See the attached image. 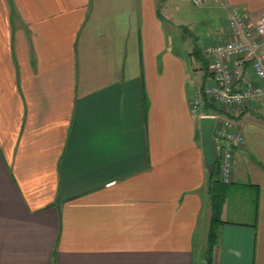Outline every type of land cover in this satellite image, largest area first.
Listing matches in <instances>:
<instances>
[{"label": "crops", "instance_id": "0c3cea01", "mask_svg": "<svg viewBox=\"0 0 264 264\" xmlns=\"http://www.w3.org/2000/svg\"><path fill=\"white\" fill-rule=\"evenodd\" d=\"M168 1L0 0V264H264V104L217 109L246 145L211 184L217 110L192 103L212 69L206 46L177 50ZM219 3L206 45L231 38L230 12L264 15Z\"/></svg>", "mask_w": 264, "mask_h": 264}, {"label": "built area", "instance_id": "2783aa9c", "mask_svg": "<svg viewBox=\"0 0 264 264\" xmlns=\"http://www.w3.org/2000/svg\"><path fill=\"white\" fill-rule=\"evenodd\" d=\"M211 1L192 0L197 7H204ZM225 24L231 38L227 41L206 45L204 53L212 69V82L196 93L193 107L201 109L205 104L219 109L235 108L240 114L248 107L264 104V53L261 46L264 41V15L257 25H250L239 10L226 17ZM249 68L254 80H244V71ZM216 119L215 137L219 145V178L222 183L233 181L234 158L236 150L246 145V139L237 120L222 115L220 110L204 114ZM203 264H207L204 261Z\"/></svg>", "mask_w": 264, "mask_h": 264}, {"label": "rangeland", "instance_id": "374dc122", "mask_svg": "<svg viewBox=\"0 0 264 264\" xmlns=\"http://www.w3.org/2000/svg\"><path fill=\"white\" fill-rule=\"evenodd\" d=\"M167 4V18H164L168 23H171V31L173 32L172 37L176 41L177 50L183 52L185 48L188 49V46L193 48L194 45H197V48L201 52V56H204L201 48L206 46L207 38L211 39L216 35L221 18L226 16L224 11L221 12L220 15H217L219 14L218 10L206 12L204 8L210 5L219 6L220 3L211 1L204 7H197L193 4L192 0H169ZM208 12L213 16L216 15V18L211 17V23L206 24L203 21L206 19V13ZM182 24L185 25L184 28Z\"/></svg>", "mask_w": 264, "mask_h": 264}, {"label": "water", "instance_id": "95a60500", "mask_svg": "<svg viewBox=\"0 0 264 264\" xmlns=\"http://www.w3.org/2000/svg\"><path fill=\"white\" fill-rule=\"evenodd\" d=\"M216 119L210 116L201 118V130L203 134L204 151L206 164L210 177L216 172V166L219 160L217 139L213 135Z\"/></svg>", "mask_w": 264, "mask_h": 264}, {"label": "trees", "instance_id": "16d2710c", "mask_svg": "<svg viewBox=\"0 0 264 264\" xmlns=\"http://www.w3.org/2000/svg\"><path fill=\"white\" fill-rule=\"evenodd\" d=\"M218 108L214 105H208L206 106V110H217ZM211 184H216V183H222L220 178H219V165H217L215 175L210 179ZM224 184V183H223ZM221 196L219 195H212V200H213V206H214V220L215 222L219 220V214L221 211V202L223 198H220ZM213 238V234H212Z\"/></svg>", "mask_w": 264, "mask_h": 264}]
</instances>
